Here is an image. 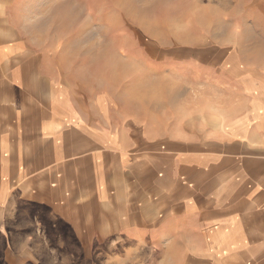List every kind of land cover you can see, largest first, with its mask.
I'll list each match as a JSON object with an SVG mask.
<instances>
[{"label": "crops", "instance_id": "crops-1", "mask_svg": "<svg viewBox=\"0 0 264 264\" xmlns=\"http://www.w3.org/2000/svg\"><path fill=\"white\" fill-rule=\"evenodd\" d=\"M177 1L189 2L197 21L214 24L194 36L232 40L218 69L234 74L226 85L242 101L214 131H204L208 138L188 150L184 143L99 130L70 79L46 74V60L10 31L12 40L0 34V103L18 113L24 137L5 148L0 168L17 183L35 229L47 230L35 217L40 213L76 232L84 219L83 228L100 232L103 241L113 235L118 254L109 259L119 264L158 248L189 264H264V0ZM152 23L144 26L149 37ZM191 236H197L192 244ZM7 239L6 263H28L29 255L14 252ZM183 243L191 245L187 252ZM195 243L196 256L189 254Z\"/></svg>", "mask_w": 264, "mask_h": 264}, {"label": "rangeland", "instance_id": "rangeland-1", "mask_svg": "<svg viewBox=\"0 0 264 264\" xmlns=\"http://www.w3.org/2000/svg\"><path fill=\"white\" fill-rule=\"evenodd\" d=\"M189 6L177 0H0V34L12 40L10 31H17L31 53L51 67L46 74L67 76L99 130H118L121 137L141 142L184 143L190 150L242 100L226 85L234 74L218 69L229 58L224 48L232 40L194 36L214 24L206 18L197 21L188 14ZM149 19L154 37L144 28ZM4 96L0 86V98ZM12 110L0 103V161L5 148L12 150L24 137L21 118ZM16 184L0 168V233L14 240V252L29 255L24 264H119L109 259L118 254L113 235L103 241L100 232L83 228L84 219L76 232L70 224L55 222L53 215L39 214L42 210L36 207L35 217L47 230L35 229ZM2 235L0 264H7V251L12 250ZM196 239L191 236L189 243ZM23 240L28 242L24 248ZM183 245L187 252L191 245ZM195 245L189 254L196 256ZM136 258L127 264H189L169 257L165 248Z\"/></svg>", "mask_w": 264, "mask_h": 264}]
</instances>
